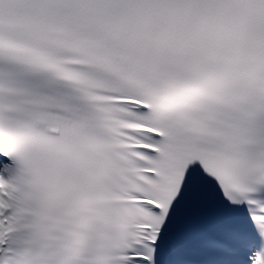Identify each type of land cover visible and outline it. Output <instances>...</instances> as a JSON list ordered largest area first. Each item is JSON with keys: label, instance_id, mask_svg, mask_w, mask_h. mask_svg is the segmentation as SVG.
<instances>
[{"label": "snow or ice", "instance_id": "6c2138e0", "mask_svg": "<svg viewBox=\"0 0 264 264\" xmlns=\"http://www.w3.org/2000/svg\"><path fill=\"white\" fill-rule=\"evenodd\" d=\"M0 264H264V0H0Z\"/></svg>", "mask_w": 264, "mask_h": 264}]
</instances>
